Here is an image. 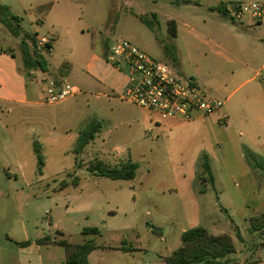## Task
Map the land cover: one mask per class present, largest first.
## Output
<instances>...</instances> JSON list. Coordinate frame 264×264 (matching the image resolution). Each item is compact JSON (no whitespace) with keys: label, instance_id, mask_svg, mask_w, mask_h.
<instances>
[{"label":"rangeland","instance_id":"1","mask_svg":"<svg viewBox=\"0 0 264 264\" xmlns=\"http://www.w3.org/2000/svg\"><path fill=\"white\" fill-rule=\"evenodd\" d=\"M47 4L51 9L44 13L39 7ZM0 5L22 19L18 38L0 24V49L14 52L21 68L23 35L53 40L57 57L75 66L71 78L54 79L78 91L74 79H86L81 74L86 53L108 61L110 48L125 40L223 104L200 119L170 122L126 102L109 107L105 98L95 97L99 89L85 88L86 95L75 93L68 104L38 100L10 109L2 119L7 131L0 130V264H65L62 247L35 246L45 236L103 247L88 264H165L180 247L181 234L193 228L229 235L235 264H264V233L252 231L249 223L264 214V171L244 158L245 149L264 158V22H232L220 13L218 0H0ZM33 85L42 95L40 76L28 85L29 93ZM69 104L72 120H104L102 133L78 158L81 169L72 149L83 126L58 114ZM223 113L226 123L219 120ZM34 145L43 156L40 171ZM204 155L213 184L202 183ZM96 157L137 163L135 179L89 176L85 168ZM74 176L77 187L59 190L61 181ZM85 228L99 235L85 236ZM25 241L35 245L22 252L17 243ZM121 246L130 251L114 250Z\"/></svg>","mask_w":264,"mask_h":264},{"label":"trees","instance_id":"2","mask_svg":"<svg viewBox=\"0 0 264 264\" xmlns=\"http://www.w3.org/2000/svg\"><path fill=\"white\" fill-rule=\"evenodd\" d=\"M50 4L40 6L44 13L50 10ZM220 13L225 15V10L219 9ZM22 19L12 15L8 7L0 5V24L6 28V30L14 38L22 35L21 28ZM170 31L173 36H176V24L171 21L169 23ZM24 38V39H23ZM20 43L22 45V70L28 76L30 71L39 69L41 72H46L47 63L45 61V54H48L51 50L52 40L43 46H37L35 35H23ZM29 41V43L27 42ZM28 46H31V51H28ZM10 52V51H6ZM10 56L14 58L13 54ZM69 70V65L64 63L58 69V75L65 77ZM60 82L58 80L57 84ZM104 128V122L99 120H91L85 124V126L79 130L75 139L72 153L75 156V167L77 169L82 168V164L78 159L83 153L84 149L96 138L97 135L102 133ZM33 153L37 160L38 171L43 167V156L40 152V147L33 146ZM244 158L249 165H253L258 169L264 171V158L251 153L248 149L244 151ZM201 168L203 173L207 176V180L202 183L213 184L214 178L206 155L202 156ZM87 174L95 178H105L112 181H132L135 179L138 164L132 161H122L116 164H110L99 158H92L85 168ZM79 182L78 177L74 176L70 182L61 181L59 183V190L65 189L68 185L77 187ZM251 230L254 232L264 233V214L249 219ZM152 232L160 234L158 228H153ZM62 233H60L61 235ZM82 234L99 235V231L96 228H85L82 230ZM62 237V235H61ZM180 247L174 250L170 256L164 259L165 264H235L233 260H230V256L235 254V245L233 239L226 234L211 235L203 228H193L185 231L180 236ZM30 244L29 241L18 243L19 246L25 247ZM39 246H60L65 251V264H88V256L100 249L92 241H86L82 244H71L64 239H51L49 236L39 238L35 241ZM106 249V248H105ZM121 252H129V248L121 246L114 249ZM133 250V249H132Z\"/></svg>","mask_w":264,"mask_h":264},{"label":"built area","instance_id":"3","mask_svg":"<svg viewBox=\"0 0 264 264\" xmlns=\"http://www.w3.org/2000/svg\"><path fill=\"white\" fill-rule=\"evenodd\" d=\"M225 17L242 23L245 18L264 22V1L237 2L227 5ZM43 47L49 40L41 37ZM108 62L127 77L121 99L158 116L161 120L200 119L218 112L222 103L207 98L193 80L175 74L168 66L153 60L129 42L123 40L110 48ZM76 91L67 82H48L42 93L46 105H56L74 96ZM224 117H222V120Z\"/></svg>","mask_w":264,"mask_h":264},{"label":"crops","instance_id":"4","mask_svg":"<svg viewBox=\"0 0 264 264\" xmlns=\"http://www.w3.org/2000/svg\"><path fill=\"white\" fill-rule=\"evenodd\" d=\"M259 1H264V0H259ZM230 2L231 1L229 0H218L219 9L223 8L224 10V8ZM79 33H83V31H79ZM38 38L41 37L38 36L35 37L36 40ZM50 43H51V50L48 54H45L44 56L45 61L47 63L46 72H41L39 69H37L30 71L28 76H26L25 72L20 68L19 61L17 60V56L15 55L14 52L12 51L6 52L0 49V130L1 131L3 132L7 131V125L5 122H2V119L10 113L9 112L10 109L16 107L24 108L27 106H35L38 104V100L42 101L41 89H39V87H35V85H33V87L31 88L32 90L31 93L28 92V85L33 84V81H36V79L39 78V76L41 82H43L45 86L48 82H54L55 84H57V81L54 79L55 77L65 80L71 78L74 72V67H75L74 64L71 63L66 58H64V56L57 57L56 44L54 45L53 40ZM10 53L13 54L14 58L10 56ZM85 56H86V60L82 67L81 74H83L86 77V79L83 80L81 79L80 81L78 79H74L75 82L74 85H77L76 87H78L81 90H84L85 88L89 90L99 89L100 93L95 94V97L97 99L105 98L107 104L110 105L109 107L115 106V103L117 101L126 102L121 99V95L124 92L127 83V77L123 73L118 71L107 60H104L102 54L99 55L93 52L92 53L87 52ZM52 61H54L53 73H50L49 68ZM64 63H67L69 65V70L65 77L64 76L61 77L60 75H58V69ZM89 80L92 82H90ZM81 90L78 91L75 90L76 96L81 93L86 95V92L85 91L82 92ZM70 101L71 100L56 105H46L44 103L43 104L46 106H60L63 104H68L70 103ZM70 106L71 104L60 107V109L58 110V114L61 115L63 120L68 118V120H70V123H74V124L76 123L78 125L77 127H80L81 125L84 127L86 124V120L84 121L83 119L81 120L78 118H76L77 120L71 119L72 116L69 115L68 113V108ZM149 114L154 115L151 113ZM222 117H224L225 123L229 120V117H227V115H225L224 113L219 117V120ZM101 121L104 120L101 118ZM166 121L176 122L183 120L171 119ZM33 245L35 244L30 242L28 246L25 247H21L19 245L18 246L21 248L22 252H25L27 248H30ZM35 246L37 248L43 247L39 245H35ZM93 253L94 252H92L88 256V258H90ZM27 264H30L29 260H27Z\"/></svg>","mask_w":264,"mask_h":264},{"label":"water","instance_id":"5","mask_svg":"<svg viewBox=\"0 0 264 264\" xmlns=\"http://www.w3.org/2000/svg\"><path fill=\"white\" fill-rule=\"evenodd\" d=\"M223 17H225V15L223 14Z\"/></svg>","mask_w":264,"mask_h":264}]
</instances>
